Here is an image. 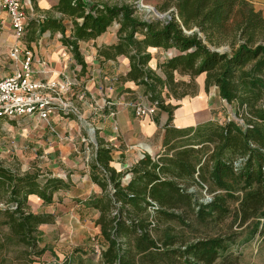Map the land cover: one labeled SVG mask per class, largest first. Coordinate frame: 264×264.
Instances as JSON below:
<instances>
[{
	"label": "trees",
	"instance_id": "16d2710c",
	"mask_svg": "<svg viewBox=\"0 0 264 264\" xmlns=\"http://www.w3.org/2000/svg\"><path fill=\"white\" fill-rule=\"evenodd\" d=\"M170 7L167 21H147L131 4L60 0L53 10L72 18L69 36L61 20L27 21L26 41L36 31H57L82 68L78 43L117 25L116 44L98 55L127 58L122 80L143 87L146 99L168 115L154 157L145 154L116 172L111 149H96L89 168L101 193L83 204L99 212L95 225L104 247L96 263L77 256L62 264H241L234 250L254 239L264 244V12L248 0H166L157 10ZM222 45L230 51L208 47ZM150 50L173 54L152 68L157 56ZM200 76L205 91L215 87L234 107L235 119L173 127L176 108L166 101L192 95ZM69 188L48 172L20 173L0 161V264L40 262L46 253L40 227L54 216L34 212L29 198L49 206ZM202 194L208 202L200 201Z\"/></svg>",
	"mask_w": 264,
	"mask_h": 264
},
{
	"label": "crops",
	"instance_id": "0c3cea01",
	"mask_svg": "<svg viewBox=\"0 0 264 264\" xmlns=\"http://www.w3.org/2000/svg\"><path fill=\"white\" fill-rule=\"evenodd\" d=\"M59 1L20 0L27 21L46 17L61 20L68 29L66 34L69 36L72 18L53 10ZM76 21L80 22L78 19ZM117 29L118 26L114 24L97 38L78 43L84 68L62 44L61 34L57 31L49 29L42 34L36 31L30 41L23 38L22 43L33 54V78L43 84H53L58 97L72 109V113L65 114L59 110L47 120H39L36 117L8 120L14 123L12 127L27 126L28 130L40 127L43 130L39 134L44 137L38 140L40 142L37 141V146L43 147L44 153L52 158L48 163L51 166L47 172L70 184L68 190L54 195L53 203L49 206H42L37 197L29 198L34 212L54 216L52 224L40 227L39 246L45 248L46 253L40 262L35 264H61L68 258L70 260V257L86 258L87 250L84 243H79L81 241L78 230L84 240L88 227L91 226L95 231L96 240L101 244L97 248L104 247L99 228L95 225L99 212L86 208L83 204L87 199L101 193L100 188L92 182L89 168L98 147L111 149L110 166L116 172L130 168L145 154L154 157L162 150L164 125L168 121V115L157 109L153 116L136 117L135 105L147 107L151 103L146 99L143 87L122 80L129 72L128 59L124 56L105 59L98 55L100 49L116 44ZM14 44L9 18L0 10V78L16 70L15 64L9 58L10 48ZM187 109L191 111L189 104ZM177 113V110H174L171 122L173 127L185 128L199 124L180 125L177 122ZM2 120L5 119H0ZM3 126L11 127L8 122ZM89 213L93 216L83 227L82 222ZM68 227H72L73 231L70 232ZM68 232L74 242L65 236ZM53 242L55 246L66 247L65 250H68L65 255L62 249L54 252L56 257L52 261L47 258V254L53 256L48 252Z\"/></svg>",
	"mask_w": 264,
	"mask_h": 264
},
{
	"label": "rangeland",
	"instance_id": "374dc122",
	"mask_svg": "<svg viewBox=\"0 0 264 264\" xmlns=\"http://www.w3.org/2000/svg\"><path fill=\"white\" fill-rule=\"evenodd\" d=\"M109 4H131L134 5L137 9V14L140 18L152 21L158 19L152 9L156 10L160 15L164 17L159 19L161 21H167L168 16L173 8L166 12H159L157 9L162 7L166 0H105ZM255 11L264 12V0H248ZM187 34H190L192 31H185ZM202 37V35H200ZM210 50H215L216 52H229L230 48L226 45L219 46L217 48L213 46H208ZM155 57L152 62V68H155V64L157 61H162L168 57H171L173 51L164 52L162 50H150ZM159 72V71H158ZM177 80L183 82H191V79L187 76H175ZM195 83V91L192 95L186 96L180 101L167 100L166 103H169L175 106V111L177 110V122L180 125L187 124H197L204 121L215 120L220 123L228 121L230 119H235V110L232 105L227 104L223 101L217 92L215 87H211L209 90L205 91L204 89V77L200 76L194 79ZM188 104L190 105L191 111L187 109ZM11 125V127H5L3 125L7 124ZM14 123L9 122L8 120L0 121V161L3 162L6 166L17 170L20 173H24L30 170H40L41 172H47L48 168H50L49 161L50 158L47 154L44 153L43 147L37 146V141L41 140L44 136H40V132L43 130L38 127L35 129L28 130L27 126H17L12 127ZM33 126V125H32ZM33 135V136H32ZM40 142V141H38ZM42 142V141H41ZM46 143V142H44ZM44 145V144H43ZM50 155V154H49ZM52 176V173H51ZM53 177V176H52ZM200 201L202 203L208 202L210 197L207 194H202ZM92 213H89L85 218L83 227H85V223L91 220ZM81 222V221H80ZM91 226V225H90ZM81 225V230H83ZM235 229V227H234ZM70 232L73 231L72 227H68ZM68 232L65 234L66 237L70 238ZM78 234L80 236L79 243H84L86 248L87 257H93V263L98 261V257L101 251L99 247L101 244L96 240L95 231L93 230V226L88 227L86 238L82 239V234L78 230ZM75 239L79 241L78 237L75 236ZM74 242L73 237L71 239ZM52 248L48 249V252L53 254H47V258H50L52 261L56 257L54 252L61 251L66 254V247L59 248L55 246L54 242L51 245ZM98 249V251L96 249ZM95 249V250H94ZM69 252V251H68ZM234 254H239V261L241 264H264V244H262L258 239H254L251 243H249L244 248H237L234 250ZM86 257V258H87ZM53 263V262H52ZM62 264V263H61ZM74 264V263H73Z\"/></svg>",
	"mask_w": 264,
	"mask_h": 264
},
{
	"label": "built area",
	"instance_id": "2783aa9c",
	"mask_svg": "<svg viewBox=\"0 0 264 264\" xmlns=\"http://www.w3.org/2000/svg\"><path fill=\"white\" fill-rule=\"evenodd\" d=\"M0 10L9 18L15 39L10 48L9 58L16 70L0 78V119L15 120L33 118L47 120L50 115L61 110L72 113L67 103L58 97L53 84L36 81L32 74V51L22 43L27 25V15L20 0H0ZM157 111L154 104L147 107L135 105L136 117L153 116Z\"/></svg>",
	"mask_w": 264,
	"mask_h": 264
},
{
	"label": "water",
	"instance_id": "95a60500",
	"mask_svg": "<svg viewBox=\"0 0 264 264\" xmlns=\"http://www.w3.org/2000/svg\"><path fill=\"white\" fill-rule=\"evenodd\" d=\"M154 15L158 18V19H162L164 16L160 15L156 10L152 9Z\"/></svg>",
	"mask_w": 264,
	"mask_h": 264
}]
</instances>
